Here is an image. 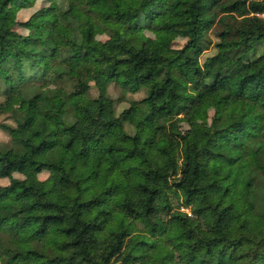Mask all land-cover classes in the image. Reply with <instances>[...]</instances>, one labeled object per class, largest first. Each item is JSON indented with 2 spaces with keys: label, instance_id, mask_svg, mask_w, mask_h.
<instances>
[{
  "label": "trees",
  "instance_id": "1",
  "mask_svg": "<svg viewBox=\"0 0 264 264\" xmlns=\"http://www.w3.org/2000/svg\"><path fill=\"white\" fill-rule=\"evenodd\" d=\"M36 2L0 0V264H264V0Z\"/></svg>",
  "mask_w": 264,
  "mask_h": 264
},
{
  "label": "rangeland",
  "instance_id": "2",
  "mask_svg": "<svg viewBox=\"0 0 264 264\" xmlns=\"http://www.w3.org/2000/svg\"><path fill=\"white\" fill-rule=\"evenodd\" d=\"M49 2H50V0H37V2L35 3V5L32 8L23 9L18 13V20L22 21V22L27 21L30 18V16L36 10H38L39 8H42L44 6L49 5ZM15 29L18 32L25 34V35H28L30 32L35 31L34 28H32V27L25 28L23 26H18V25L16 26ZM218 29H219V27H216V30H218ZM211 37H212L214 43L218 42V38H217L215 31H213L211 33ZM97 38L99 40H106L108 37L106 36L105 33L101 32V33L97 34ZM185 42H186V39L184 37H182L178 34H171L170 36L167 37V39L165 41V43H166L165 52L168 53V51L171 49L180 48L184 45ZM215 52H216V50L214 49V47L207 50L202 55L201 61L204 62L208 56H211ZM92 76L93 75H91L90 80L93 83ZM33 84L39 85L40 87H53L52 83H49L46 80L41 79V78H38V79L33 80L31 82H27L25 85L30 86ZM92 85H94V84H92ZM109 92H110V95L117 102L116 105H117L118 113H120L123 109L129 107L133 100H141L147 94V90L145 88L141 89L137 93H133V92H130V91L123 89L119 84H117L115 82L110 85ZM11 93H13V92L7 89V87L4 85V83L2 81V78H0V102H2L4 99H7ZM92 94H93V96L97 95V90L94 87L92 89ZM16 105L22 106L23 108H26V105H22L19 101H16ZM213 115H214V109L212 107H205L200 112V114L198 116V120L201 121L202 123L210 124L211 120L213 119ZM3 123L13 124V121L10 118L9 113L3 112L2 110H0V145L9 147L12 145V139H11V136L8 134V132L2 128ZM180 123H181V127L183 129L188 127V122L184 118H182ZM42 175H40V176H42ZM48 175H49V173L46 172L47 177H48ZM46 176H42L41 178L46 177ZM14 177L15 178H23L24 175H22L20 173H14ZM9 183H10V178H0V186H6ZM174 205L178 208L180 207V209L182 211H185V212H188L189 214H191L190 210L188 208L184 207L183 205H180V203L177 201V199H174Z\"/></svg>",
  "mask_w": 264,
  "mask_h": 264
}]
</instances>
